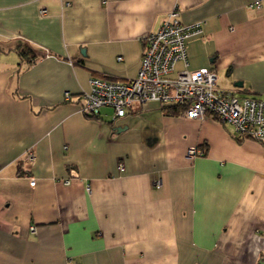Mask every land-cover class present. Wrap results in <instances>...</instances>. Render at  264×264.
Returning <instances> with one entry per match:
<instances>
[{"label": "crops", "instance_id": "1", "mask_svg": "<svg viewBox=\"0 0 264 264\" xmlns=\"http://www.w3.org/2000/svg\"><path fill=\"white\" fill-rule=\"evenodd\" d=\"M253 1L0 0V264H264V143L156 102L116 119L79 109L91 79L137 76L174 10L203 30L175 74L210 69L264 101Z\"/></svg>", "mask_w": 264, "mask_h": 264}, {"label": "built area", "instance_id": "2", "mask_svg": "<svg viewBox=\"0 0 264 264\" xmlns=\"http://www.w3.org/2000/svg\"><path fill=\"white\" fill-rule=\"evenodd\" d=\"M263 6L264 0H254L249 7L261 9ZM179 15L177 10L171 12L161 28L145 38L141 67L132 81L91 79L90 91L83 94L80 112L85 117L96 118L102 109L110 108L116 119L126 116L136 104L177 105L185 108L183 115L187 118L203 119L211 114L231 125L236 136L264 143V101L256 98L240 101L218 87L217 74L210 69L182 70L175 74L178 63L187 65V40L203 33L200 24L184 25ZM71 97L69 92L65 93L67 101ZM202 155L204 151L195 146L187 151L191 159ZM28 157L34 160L32 152ZM35 184L36 181L31 179V185ZM160 185L159 182L156 184L157 187ZM31 229L35 231L34 227Z\"/></svg>", "mask_w": 264, "mask_h": 264}, {"label": "trees", "instance_id": "3", "mask_svg": "<svg viewBox=\"0 0 264 264\" xmlns=\"http://www.w3.org/2000/svg\"><path fill=\"white\" fill-rule=\"evenodd\" d=\"M19 51H20V56L23 59L26 58L29 63H33L37 58V55L32 48H19ZM163 110L169 115L179 116V115H183L185 108L177 105H164ZM204 150H205L204 151V155H205L207 151L206 149Z\"/></svg>", "mask_w": 264, "mask_h": 264}, {"label": "rangeland", "instance_id": "4", "mask_svg": "<svg viewBox=\"0 0 264 264\" xmlns=\"http://www.w3.org/2000/svg\"><path fill=\"white\" fill-rule=\"evenodd\" d=\"M236 96V98H238L240 101H242L243 100V97H241L240 95H235ZM111 111L112 112V110L111 109H108V108H104L103 109V113H105L106 111ZM111 112H109V113H111ZM108 114V113H107ZM108 115H112V113L111 114H108Z\"/></svg>", "mask_w": 264, "mask_h": 264}, {"label": "water", "instance_id": "5", "mask_svg": "<svg viewBox=\"0 0 264 264\" xmlns=\"http://www.w3.org/2000/svg\"><path fill=\"white\" fill-rule=\"evenodd\" d=\"M237 86L241 87V86H242V84H237Z\"/></svg>", "mask_w": 264, "mask_h": 264}]
</instances>
